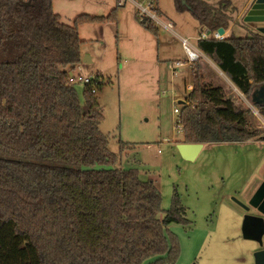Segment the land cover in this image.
Masks as SVG:
<instances>
[{
  "label": "trees",
  "instance_id": "obj_1",
  "mask_svg": "<svg viewBox=\"0 0 264 264\" xmlns=\"http://www.w3.org/2000/svg\"><path fill=\"white\" fill-rule=\"evenodd\" d=\"M187 3L192 8L176 0L177 9L191 11L210 33L233 20L230 0ZM115 19L113 9L107 16L83 13L68 24L54 0H0V264L178 260L179 241L166 229L187 222L184 206L175 198L165 211L153 180L118 166L100 129L101 82L83 85V102L78 82L70 79L83 56L79 25ZM198 47L255 97L264 117V34L250 29L244 36H211L198 39ZM193 70L194 87L178 115L185 142L264 139L250 109L223 85L204 82L199 64ZM127 146L121 141L122 149Z\"/></svg>",
  "mask_w": 264,
  "mask_h": 264
},
{
  "label": "rangeland",
  "instance_id": "obj_2",
  "mask_svg": "<svg viewBox=\"0 0 264 264\" xmlns=\"http://www.w3.org/2000/svg\"><path fill=\"white\" fill-rule=\"evenodd\" d=\"M151 1L159 7L162 20L172 21L174 31L154 19L141 23V6ZM54 9L68 24L83 13L107 16L116 9L115 20L79 25L85 40L83 56L71 74L101 82L97 86V108L104 114L100 129L119 157L118 166L136 168L141 178L153 180L165 211L175 198L184 206L187 222H172L166 229L181 248L178 260L169 264H256L254 254L264 248V237L262 244L245 238L242 225L248 213L244 205L264 174V139L206 143L193 160L183 158L177 147L185 142L184 130L178 129L180 101L195 83L182 38L188 37L199 49L203 31L199 21L191 11H179L176 0H128L123 5L118 0H54ZM246 33L240 20L229 35ZM204 57L196 62L204 82L223 85L229 97L252 111L254 126L264 135V117L255 97L244 94L211 58L207 62ZM178 62L184 64L171 67ZM83 85L78 83L84 102ZM121 141L131 146L122 149Z\"/></svg>",
  "mask_w": 264,
  "mask_h": 264
},
{
  "label": "water",
  "instance_id": "obj_3",
  "mask_svg": "<svg viewBox=\"0 0 264 264\" xmlns=\"http://www.w3.org/2000/svg\"><path fill=\"white\" fill-rule=\"evenodd\" d=\"M181 2L192 8L187 0H181ZM244 2L246 12L243 21L264 34V0H245ZM218 32L224 34L225 28L220 27ZM260 92H264V87L261 88ZM177 147L183 158L193 160L203 149L204 143L178 142ZM244 207L248 213L245 215L242 225L243 235L247 239H253L262 244L264 237V177ZM252 210L254 212H251ZM254 255L256 264H264V248L258 249Z\"/></svg>",
  "mask_w": 264,
  "mask_h": 264
},
{
  "label": "built area",
  "instance_id": "obj_4",
  "mask_svg": "<svg viewBox=\"0 0 264 264\" xmlns=\"http://www.w3.org/2000/svg\"><path fill=\"white\" fill-rule=\"evenodd\" d=\"M120 4H125L128 0H118ZM154 4H153V1H151V3L148 5V6H141L142 7V13H141V19L142 18H145V17H149L151 19H154L155 21H157L158 23L160 24H163L165 25L167 28L171 29L174 31V27L175 25L171 22V21H168V22H165L164 20H162L159 16H158V11L156 10V7H153ZM151 10H154L155 12H151ZM215 37V38H224L226 36V34H220L218 32V30H216L215 32L213 33H210L209 31H207L206 29H204L201 34L198 36V39H201V38H208V37ZM182 46L187 54V61L192 63V64H195L196 62L200 61L203 54L201 52L200 49H197V48H194L192 47L191 43H190V40L188 37H183L182 38ZM184 62H178L177 64L175 65H171V67H173L175 69V66H180V65H183ZM71 81H74V82H78V83H83V84H86V83H90L92 82V79L91 78H88V77H83V76H71ZM190 89H193V86L191 85L190 86ZM182 126V125H181ZM179 130L183 129V127H179L178 128Z\"/></svg>",
  "mask_w": 264,
  "mask_h": 264
},
{
  "label": "crops",
  "instance_id": "obj_5",
  "mask_svg": "<svg viewBox=\"0 0 264 264\" xmlns=\"http://www.w3.org/2000/svg\"><path fill=\"white\" fill-rule=\"evenodd\" d=\"M231 2H232V5L234 6V9H233V12L234 13H232V16H233V20H232V22H231V24L229 25V27H228V29H225V34H226V36H228L229 35V33L235 28V26L238 24V22L240 21V20H242L243 21V17H244V14H245V7H244V4H245V0H230ZM166 22V21H165ZM172 22V21H171ZM243 27L247 30V33H246V35L249 33V30L252 28V29H254V30H256L254 27H252V26H250V25H248L247 23H245L244 21H243ZM251 27V28H250ZM204 29H206L205 27H203L202 26V30H204ZM207 30V29H206ZM202 32V31H201ZM202 52V51H201ZM203 53V52H202ZM203 56H205L203 59H204V61H207L206 60V58L209 60V58H208V56L206 55V54H204L203 53ZM207 62H209V61H207ZM211 62H213L212 61V59H211ZM197 63H195V64H192V67L193 66H195ZM210 64V63H209ZM214 65L218 68V69H220L218 66H217V64L214 62ZM220 71H222L221 69H220ZM223 72V71H222ZM191 85H193V84H190L189 86H191ZM191 91V90H190ZM206 145V143H204V146ZM263 177H264V174H263ZM263 177H262V179H263ZM262 181V180H261ZM251 197V195L249 196V198Z\"/></svg>",
  "mask_w": 264,
  "mask_h": 264
}]
</instances>
